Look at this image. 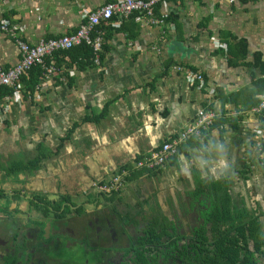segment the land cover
I'll use <instances>...</instances> for the list:
<instances>
[{"label": "crops", "instance_id": "1", "mask_svg": "<svg viewBox=\"0 0 264 264\" xmlns=\"http://www.w3.org/2000/svg\"><path fill=\"white\" fill-rule=\"evenodd\" d=\"M114 1L0 0V21L17 24L20 39L35 45L74 32L89 13ZM159 14L173 22L156 27L128 19L107 30L99 68L66 70L69 57L57 67L52 61L56 70L39 97L23 98L2 118L0 157L14 149L11 142L22 141L30 154L38 143L51 151L78 124L68 140L70 155L60 159L66 184L73 187L80 172L84 184L95 177L108 181L175 138L203 110L214 115L213 126L184 142L162 167L132 173L122 208H134L140 217L153 209L169 215L180 209L188 221L199 207L191 196L196 187L220 183L236 208L264 224V151L253 133L259 122L254 83L264 78V0H165ZM211 38L227 50L214 49ZM19 58L14 40L0 32V68L13 67ZM174 65L201 73L203 88L189 87ZM85 117L97 122L84 123Z\"/></svg>", "mask_w": 264, "mask_h": 264}, {"label": "flooded vegetation", "instance_id": "2", "mask_svg": "<svg viewBox=\"0 0 264 264\" xmlns=\"http://www.w3.org/2000/svg\"><path fill=\"white\" fill-rule=\"evenodd\" d=\"M60 139L44 158L37 147H44L43 143L30 154L22 141L15 146L6 142L14 149L0 157V264H137L141 256L158 252L140 242L151 211L138 217L134 208L121 206L129 177L147 171L134 170L132 165L129 171L121 169L110 175L108 181H95V177L88 184L79 182L82 176L86 178L80 172L72 187L64 180L68 172L59 166L60 159L71 153L69 141L58 149ZM37 157L41 161L35 164L32 161ZM117 176V189H100ZM195 209L196 216L189 212L188 221L182 219L180 209L171 215L162 212L177 227L180 241L179 249L172 251L164 248L163 237L159 256H155L158 264H186L179 253L201 223L198 207ZM186 253L193 254L188 247Z\"/></svg>", "mask_w": 264, "mask_h": 264}, {"label": "trees", "instance_id": "3", "mask_svg": "<svg viewBox=\"0 0 264 264\" xmlns=\"http://www.w3.org/2000/svg\"><path fill=\"white\" fill-rule=\"evenodd\" d=\"M159 9L160 5L154 8L156 15H159ZM135 16L136 14L131 15L128 18L129 21H133ZM116 21L117 19L112 17L110 24L107 25L108 27H104L102 24L98 27V30L104 32V40L108 38L107 30L112 29L111 27H118L114 25ZM124 22L122 21L119 28L123 26ZM165 22H173L171 15L165 18ZM233 47L229 48L230 53ZM102 48L105 49V46H102ZM65 57H69L70 61L68 65L63 66L66 70L73 65H76L78 69L81 66H94L92 51L87 45L56 52L52 56L45 58V66L49 67L50 63L54 61V66L57 67L59 63H64L63 58ZM100 59H102V54ZM44 74L43 66H34L28 72L27 77L20 78L24 88L23 98L33 99L35 88L42 83ZM254 86L260 96L264 92V78L257 80ZM13 93L14 87H0V102L11 98ZM258 102L259 98L258 101L253 100V106H257ZM102 112L104 113L105 111L103 110ZM82 122L96 123L97 120L85 117ZM218 123L220 121H216V124ZM77 127L78 124H74L66 131V135L60 139L61 143L58 149L70 139ZM38 149L40 158L52 154L43 146H38ZM262 150L264 151V145ZM40 161L39 157H37L32 162L36 164ZM246 168L248 167H244V170ZM122 170L129 171V168H122ZM219 184H211L212 186L209 190L207 186L201 184L191 193L192 202H199L198 215L201 223L192 232L195 239L192 238L186 245L193 254L186 253V247L183 245L182 251L179 253L180 261L186 264H264V224L261 223L255 214L248 212L244 208H236L232 203L226 186L217 187ZM176 234L177 227L167 219L165 214L163 216L156 209L151 210V215L142 230L140 242L141 245L150 244L152 252L155 250H158V252H154L151 256H141L137 264H158L155 256H159L163 237L164 248L168 247L172 251L178 250L180 239ZM171 239L173 241H169Z\"/></svg>", "mask_w": 264, "mask_h": 264}, {"label": "built area", "instance_id": "4", "mask_svg": "<svg viewBox=\"0 0 264 264\" xmlns=\"http://www.w3.org/2000/svg\"><path fill=\"white\" fill-rule=\"evenodd\" d=\"M165 0H115L108 2L103 6L89 13L79 27L72 33L55 38H41L35 45H29L20 39L21 29L17 24L11 23L8 19L0 21V32L4 33L14 40L19 50L18 62L9 69L0 68V87H14V93L11 98L0 102V123L2 118L9 112V106L20 104L23 101V85L20 78L27 77L28 72L34 66H43L45 74L43 82L35 88L33 98L39 97V92L43 91L44 80L48 75L54 73L55 67L45 66V58L52 56L56 52L66 51L81 45L90 47L93 55L92 62L94 66L100 67L102 46L104 44V32L98 30L102 24H110L112 17L117 21L114 25L120 26L122 21H126L131 15L136 14L135 21L145 22L151 26H165L166 16L156 15L154 8L157 5L164 4ZM231 2L232 0H228ZM212 47L218 50H227V46L215 38H211ZM172 71L180 74L189 87L203 88V77L201 73L193 71L182 65H174ZM58 70V69H57ZM253 112L258 115V125L253 130L257 140V147L262 149L264 145V92L259 96V102L254 107ZM262 120V121H260ZM214 115L210 112L200 110L193 124L187 126L175 138L164 142L156 149L147 153L142 158L133 163L134 170H153L162 167L169 159L178 154L180 146L194 137H201V134L207 132L212 126ZM124 172V171H122ZM119 176L113 177L106 186L100 189L105 191L115 190L119 186Z\"/></svg>", "mask_w": 264, "mask_h": 264}, {"label": "rangeland", "instance_id": "5", "mask_svg": "<svg viewBox=\"0 0 264 264\" xmlns=\"http://www.w3.org/2000/svg\"><path fill=\"white\" fill-rule=\"evenodd\" d=\"M51 149H55L54 147H52V146H49ZM177 207H180V206H178V205H176ZM164 207H166V206H164ZM167 208V210H170V209H168V207H166ZM170 213H172V211L170 212Z\"/></svg>", "mask_w": 264, "mask_h": 264}, {"label": "water", "instance_id": "6", "mask_svg": "<svg viewBox=\"0 0 264 264\" xmlns=\"http://www.w3.org/2000/svg\"><path fill=\"white\" fill-rule=\"evenodd\" d=\"M90 177H91V176H90V174H89V179H90ZM92 181H94L93 178H92ZM94 182H95V181H94ZM94 182H93V183H94Z\"/></svg>", "mask_w": 264, "mask_h": 264}]
</instances>
